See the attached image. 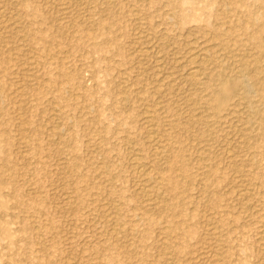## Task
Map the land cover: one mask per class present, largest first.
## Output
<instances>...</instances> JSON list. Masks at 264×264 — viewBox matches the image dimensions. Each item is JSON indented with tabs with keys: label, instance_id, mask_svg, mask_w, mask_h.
I'll use <instances>...</instances> for the list:
<instances>
[{
	"label": "rangeland",
	"instance_id": "1",
	"mask_svg": "<svg viewBox=\"0 0 264 264\" xmlns=\"http://www.w3.org/2000/svg\"><path fill=\"white\" fill-rule=\"evenodd\" d=\"M105 1L0 0V264H264V0Z\"/></svg>",
	"mask_w": 264,
	"mask_h": 264
},
{
	"label": "bare ground",
	"instance_id": "2",
	"mask_svg": "<svg viewBox=\"0 0 264 264\" xmlns=\"http://www.w3.org/2000/svg\"><path fill=\"white\" fill-rule=\"evenodd\" d=\"M107 1V0H106ZM106 1H105V3H106ZM172 3V5H175L176 6V1H172L171 2ZM77 4V3H76ZM107 4V3H106ZM175 6H174V8H175ZM177 7V6H176ZM172 10H174V9H172ZM264 16V15H263ZM88 17V16H87ZM259 18V17H258ZM262 18V17H261ZM86 21V20H85ZM5 22V21H4ZM255 22V21H254ZM254 22H252V23H254ZM258 22V21H257ZM260 23V22H259ZM243 29V28H242ZM247 33V32H246ZM250 34V33H249ZM215 36V35H214ZM264 40V39H263ZM262 42V41H261ZM256 46V45H255ZM145 51H147V50H145ZM191 52H192V50H191ZM144 53H146V52H144ZM193 53V52H192ZM196 53V52H195ZM248 53V52H247ZM159 54V53H158ZM197 54H199V53H197ZM197 54H192L191 56H190V63L189 62H187V63H189L190 65H188V66H190V70H189V72H188V80H190V81H192L193 83L194 82H196L202 75H204V73H205V71H207V70H209L210 69V67H211V64H210V61H207L206 59H205V57L204 56H201V55H197ZM189 55V54H188ZM235 55H236V53H235ZM241 56H242V54H240ZM247 56V58H248V54H246ZM215 56V55H214ZM189 57V56H188ZM237 57V56H236ZM240 57V56H239ZM244 57H245V53H244ZM245 57V58H246ZM252 57V56H251ZM253 57H255V56H253ZM143 58V57H142ZM145 58V57H144ZM209 58V57H208ZM214 58V57H213ZM242 58V57H241ZM263 58V57H262ZM157 59V58H156ZM250 59V58H249ZM258 59V58H257ZM158 60V59H157ZM157 60H155V61H157ZM180 60V59H179ZM178 60V61H179ZM242 60H244V59H242ZM159 61V60H158ZM234 61V60H233ZM232 61V62H233ZM238 61V60H237ZM241 61V60H240ZM240 61H238V62H240ZM247 61V60H246ZM35 62V61H34ZM212 62V61H211ZM236 62V61H235ZM213 63H215V62H212V64ZM221 63V62H220ZM223 63V62H222ZM251 63V62H250ZM233 64H236V63H233ZM238 64V63H237ZM244 64V63H243ZM252 64V63H251ZM34 65V64H33ZM215 65V64H214ZM241 65V64H240ZM222 66V65H221ZM224 66V65H223ZM227 66V65H226ZM262 66V65H261ZM264 66V65H263ZM229 67L231 68V65L229 64ZM238 67V66H237ZM245 67H247V66H245ZM244 67V68H245ZM219 68H220V65H219ZM218 68V69H219ZM223 68V67H222ZM234 68H235V65H234ZM234 68H233V70H234ZM239 68H243V67H239ZM253 68H254V71L253 72H257L258 71V73H259V70L261 71V67L259 66V65H257V64H255V65H253ZM225 69H227V68H225ZM213 70V69H212ZM224 70V69H223ZM223 70H221V71H218L217 73H212V74H208L209 76H208V78H206V79H208V81H209V91H210V98L212 99V103L211 104H208V106H207V108L211 111V113H212V115L213 116H219V114L221 113V112H223V111H228V102H229V99H230V97H233V96H235V95H241L242 97H243V99H241V100H243V102H246V103H248V95L250 94L249 92L251 91V89H252V87H254V86H249V85H252V83L251 84H247L248 82H245V81H248L247 80V78H246V73H245V70H243V71H241L240 70V72L239 71H237L236 69V71L238 72L237 73V75H234V78H230L229 76H226V74H225V72L223 71ZM252 70V69H251ZM250 71V70H249ZM229 72H230V70H229ZM231 72H233V71H231ZM235 72V71H234ZM233 72V73H234ZM228 73V72H227ZM249 72H247V74H248ZM253 74V73H252ZM264 74V73H263ZM254 75H255V73H254ZM257 75H259V74H257ZM166 76V75H165ZM250 75L248 74V76L247 77H249ZM264 76V75H263ZM263 76H262V78H263ZM251 77V76H250ZM167 78V77H166ZM246 78V79H245ZM259 78V77H258ZM260 79V78H259ZM264 79V78H263ZM263 79H261V81L263 80ZM249 80H250V78H249ZM127 81V80H126ZM168 81V80H167ZM251 81V80H250ZM259 81V80H258ZM260 81V82H261ZM171 82V81H170ZM169 82V83H170ZM257 82V81H256ZM168 83V82H167ZM263 83V82H262ZM258 84V83H257ZM257 84H256V87H258L257 86ZM191 85V84H190ZM260 85V84H259ZM167 87H169L168 85H166ZM171 86V85H170ZM194 86V85H193ZM224 86H229V93L228 94H223L222 93V90H223V87ZM264 87V86H263ZM169 88H171V87H169ZM205 88V87H204ZM260 88H261V86H260ZM207 89V88H206ZM256 90V89H255ZM254 91V90H253ZM255 93V92H254ZM253 94V93H252ZM264 95V94H263ZM240 96V97H241ZM249 96H252L251 94L249 95ZM207 97V96H206ZM236 97V96H235ZM191 98V97H190ZM209 98V99H210ZM253 98V97H252ZM232 99V98H231ZM126 100V99H125ZM238 100H239V96H238ZM245 100V101H244ZM241 102V101H240ZM240 102H237L238 104L240 103ZM252 102V101H251ZM258 102V101H257ZM194 103V102H193ZM246 103L244 104L245 106H246ZM197 104V103H196ZM195 104V105H196ZM157 105V104H156ZM198 105H199V103H198ZM235 105H236V103H235ZM252 105H254L253 103H252ZM194 106V105H193ZM230 106H232V105H229V107ZM237 106V105H236ZM235 106V107H236ZM239 106H241V105H239ZM146 107V106H145ZM189 107V106H188ZM200 107V106H199ZM252 107V106H251ZM190 108H191V106H190ZM198 108V107H197ZM245 108V107H244ZM249 108V107H248ZM239 109V108H238ZM192 110V109H191ZM205 110V109H204ZM243 110V109H242ZM249 110H250V108H249ZM258 110V109H257ZM207 110H205V112H206ZM252 111H256V110H251V112ZM57 112V111H56ZM150 112V111H149ZM235 112V111H234ZM147 113V112H146ZM233 113V112H232ZM245 113V112H244ZM247 113V112H246ZM245 113V114H246ZM148 115H149V113H148ZM152 115V114H151ZM229 115H230V113H229ZM250 115V114H249ZM248 115V116H249ZM146 116H147V114H146ZM145 116V117H146ZM224 116V115H223ZM226 116V115H225ZM152 117V116H151ZM233 117V116H232ZM236 117V116H235ZM234 117V118H235ZM261 117V116H260ZM200 118H202V117H200ZM204 118V117H203ZM247 118V117H246ZM255 118H257V111L256 112H253V114L252 115H250L249 116V118H248V120H247V126L249 127V128H255V125H256V119ZM148 119V118H147ZM153 119V118H152ZM236 119H237V117H236ZM245 119V118H244ZM243 119V120H244ZM231 120V119H230ZM230 120H228V121H230ZM239 120V119H238ZM242 120V119H241ZM240 120V121H241ZM242 120V121H243ZM256 120V121H255ZM148 124L151 122L152 123V120H150V118L148 119V121H146ZM192 122V121H191ZM209 122V121H208ZM236 122V121H235ZM145 123V122H144ZM154 123V122H153ZM155 124V123H154ZM192 124H194V123H192ZM202 124V123H201ZM241 124V123H240ZM243 124H244V122H243ZM258 124H260V123H258ZM149 125H151V124H149ZM264 125V124H263ZM152 126V125H151ZM155 126V125H154ZM243 126V125H242ZM257 127H258V125H256ZM156 127V126H155ZM155 127H153L152 129H155ZM198 127V126H197ZM146 128V127H145ZM150 128V127H149ZM242 128V127H241ZM243 129H245V128H243ZM247 129V128H246ZM156 130V129H155ZM154 130V131H155ZM258 130V129H257ZM153 130H151V128H150V132H152ZM153 131V132H154ZM239 131V130H238ZM246 131V130H245ZM251 131V130H250ZM254 131V130H253ZM256 131V130H255ZM148 132V131H147ZM156 132V135H157V131H155ZM155 132H154V134H155ZM247 132H248V130H247ZM149 133V132H148ZM240 132H238V134H239ZM253 133V132H252ZM255 133V132H254ZM147 135V134H146ZM201 135V134H200ZM246 135V134H245ZM149 136H151V135H149ZM155 136V135H154ZM151 137V139H152V141H153V143H157L155 146H156V148L154 147V152H152V153H154V155H155V157H151V158H154V160H157V162L156 163H154V164H157L158 165V162L159 161H162V159H163V149H162V151H161V147H160V142H159V140H157L156 138H158L157 136H156V138L155 137ZM159 136V135H158ZM161 136V135H160ZM167 136V135H166ZM169 137V136H168ZM239 137L240 136H238V139H239ZM248 137H249V135H248ZM252 137V136H251ZM151 139H150V141H151ZM159 139V138H158ZM161 140V139H160ZM240 140H242V139H240ZM235 141V140H234ZM245 141V140H244ZM244 141L242 142L243 144H244ZM158 142H159V144H158ZM164 143H165V141H163ZM167 142V141H166ZM172 142V141H171ZM152 143V144H153ZM241 143V142H240ZM152 144H150V146L152 145ZM237 144V143H236ZM229 146V145H228ZM240 146V145H239ZM238 146V147H239ZM241 146H243V145H241ZM152 147V146H151ZM247 147V146H246ZM246 147H244V148H246ZM229 148H231V147H229ZM168 149V148H167ZM225 150H227V148L225 149ZM229 150H231L232 151V149H229ZM167 151H169V150H167ZM166 151V152H167ZM171 151V150H170ZM169 151V152H170ZM176 151H177V148H176ZM201 151V150H200ZM230 151V152H231ZM226 153V152H225ZM232 153H234V152H232ZM228 154L229 153H227V155L226 156H228ZM170 155H171V153H170ZM135 156V155H134ZM133 156V157H134ZM136 156H137V154H136ZM138 157V156H137ZM140 157V156H139ZM142 157V156H141ZM132 158V157H131ZM156 158V159H155ZM179 158H180V156L179 155H177V156H175L173 159H172V162H178V160H179ZM200 158H202V157H200ZM199 158V159H200ZM230 158H231V156H230ZM234 158V157H233ZM233 158L231 159V160H233ZM133 159V158H132ZM131 159V160H132ZM141 159V158H140ZM140 159H138V160H140ZM169 159V158H168ZM142 160V159H141ZM140 160V161H141ZM201 160V159H200ZM228 160H229V158H228ZM227 160V161H228ZM133 162V161H132ZM170 163V162H169ZM143 164V163H142ZM233 164V163H232ZM131 165H133V164H131ZM135 165H136V167L137 168H139L140 170H139V176L141 177L140 179H143V184L146 182H149L150 181V176L147 174V172H148V168L146 169L145 168V166H144V169L145 170H147V172H145V170L144 169H142L141 167V165H140V163H138V161L137 162H135ZM149 165V164H148ZM148 167V166H147ZM159 167V166H158ZM133 168V167H132ZM135 168V167H134ZM153 168V167H152ZM160 168V167H159ZM204 168H205V166H204ZM154 169V168H153ZM161 169V168H160ZM134 170V169H133ZM150 170H152V169H150ZM149 170V171H150ZM135 171L136 170H134V173H135ZM152 173H153V171H152ZM157 175V174H156ZM156 175L154 174V176L156 177ZM138 176V175H137ZM138 176V177H139ZM137 177V178H138ZM158 177V176H157ZM156 180H158V179H156ZM138 181H140L139 180V178H138V180H137V182ZM160 181V180H159ZM136 182V183H137ZM142 182V181H141ZM155 183V182H154ZM156 183H157V181H156ZM155 183V187H156V184ZM138 184H140L139 182H138ZM137 184V185H138ZM149 184H150V182H149ZM159 184V183H158ZM154 185V184H153ZM149 186V188H148V186L147 185H144L143 187H142V189H141V191H142V195L144 194V199H145V197H146V202L148 203V205L150 206V204L152 205V203H151V201H152V191L150 190V189H152L153 190V188L155 189V187L154 186ZM161 186V185H160ZM151 187H153V188H151ZM141 188V187H140ZM161 189V188H160ZM157 190V189H156ZM162 191H164V190H162ZM204 191V190H203ZM241 191H243V190H241ZM249 191V190H248ZM247 191V192H248ZM208 193V192H207ZM242 193H244V191L243 192H241V194ZM152 194V195H151ZM155 194V193H154ZM162 194V193H161ZM158 195H159V193H158ZM244 195V194H243ZM157 196V195H156ZM160 197V196H159ZM143 199V200H144ZM165 199V198H164ZM156 200V199H155ZM159 200V199H158ZM165 201H166V199H165ZM145 202V201H144ZM154 202V201H153ZM161 202V201H160ZM145 204V203H144ZM157 204V203H156ZM155 205V204H154ZM158 205V204H157ZM146 207H148L147 205H146ZM152 207V206H151ZM253 207V206H252ZM157 210V209H156ZM109 218V217H108ZM213 220V219H212ZM115 221V220H114ZM114 224V223H113ZM264 226V225H263ZM122 228V227H121ZM216 236H217V233L215 234ZM218 238V237H217ZM212 257V256H211ZM199 258V257H198ZM212 258H214V257H212ZM209 259H211V258H209ZM210 261V260H209ZM214 261H215V259H214ZM211 262V261H210ZM218 262V261H217ZM211 263H214V262H211Z\"/></svg>",
	"mask_w": 264,
	"mask_h": 264
}]
</instances>
